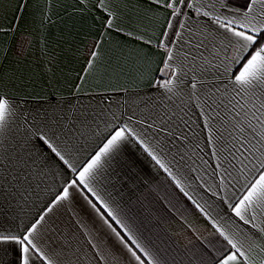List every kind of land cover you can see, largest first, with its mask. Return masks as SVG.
<instances>
[{
    "label": "snow or ice",
    "instance_id": "6c2138e0",
    "mask_svg": "<svg viewBox=\"0 0 264 264\" xmlns=\"http://www.w3.org/2000/svg\"><path fill=\"white\" fill-rule=\"evenodd\" d=\"M129 2L9 0L17 21L70 3L99 27L68 94L18 95L0 74V264H168L110 190L145 161L210 226L189 264H264V0H135L126 17Z\"/></svg>",
    "mask_w": 264,
    "mask_h": 264
},
{
    "label": "crops",
    "instance_id": "0c3cea01",
    "mask_svg": "<svg viewBox=\"0 0 264 264\" xmlns=\"http://www.w3.org/2000/svg\"><path fill=\"white\" fill-rule=\"evenodd\" d=\"M15 7L9 0H4L0 24L15 27L12 32L0 36V42L7 52L0 65V74L4 75L6 82L11 78L18 95L24 91L32 93L34 90L37 93L44 90L46 93L58 91L68 94L77 82V73L83 68L81 53L97 34L99 22L73 14L70 3L67 5V13L63 7L59 8V14L52 16L53 22L43 25L40 23L43 3L39 5L34 18L26 9L19 21L12 11ZM135 8V0H130L128 7L123 9L126 17L132 16ZM142 23L149 34L155 29V34L159 35L156 22L144 19ZM105 47L114 49V57L121 55L115 45ZM160 58V55L154 57L157 65ZM120 82L130 83L131 77ZM142 86L147 87V82ZM28 103L38 104L40 101L29 99ZM143 168L146 171L134 184L129 181L126 185L110 189L116 205L122 210L125 223L141 239L150 241L149 246L154 251L159 250L168 264H189V259L195 261V257L203 250L201 240L210 238L207 230L210 226H207L203 217L175 185L163 179L162 172L157 173L146 161ZM189 191L193 195L197 192L203 194L195 183ZM82 214L85 223L91 226L94 214L90 210ZM68 218L66 214L63 218L65 224ZM99 224L96 220V225ZM194 228L198 231H194ZM76 241L81 246L85 243L79 236Z\"/></svg>",
    "mask_w": 264,
    "mask_h": 264
}]
</instances>
